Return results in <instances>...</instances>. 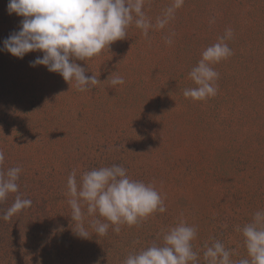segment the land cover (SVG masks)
I'll return each mask as SVG.
<instances>
[{
  "label": "rangeland",
  "instance_id": "rangeland-1",
  "mask_svg": "<svg viewBox=\"0 0 264 264\" xmlns=\"http://www.w3.org/2000/svg\"><path fill=\"white\" fill-rule=\"evenodd\" d=\"M174 3L145 0L144 11L155 24ZM7 4L0 0V49L22 20ZM226 29L233 54L212 65L216 95L184 97L194 86L189 72ZM38 56L0 50V170H22L19 192L0 202V216L17 194L32 201L0 218V264H123L180 221L197 228L192 245L200 264L212 239L234 261L246 257L236 229L264 210V0H183L147 37L130 26L127 38L77 61L101 81L85 92L43 65L30 66ZM114 75L124 84L112 86ZM112 165L151 184L166 211L120 225L118 233L110 226L104 236L89 227L104 218L85 215L89 238H81L67 178Z\"/></svg>",
  "mask_w": 264,
  "mask_h": 264
},
{
  "label": "clouds",
  "instance_id": "clouds-1",
  "mask_svg": "<svg viewBox=\"0 0 264 264\" xmlns=\"http://www.w3.org/2000/svg\"><path fill=\"white\" fill-rule=\"evenodd\" d=\"M182 3L183 0H175L153 24L145 14V0H8V13H15L22 20L19 30L3 41L0 50L21 59L38 51L42 56L31 61L30 66L43 65L48 71L59 73L64 81L74 82L78 91H89L101 81L88 75L77 61L92 58L109 49L113 42L127 38L132 25L141 29L145 37L153 27L163 29ZM231 36L232 30L226 29L216 43L203 50L201 59L189 72L194 86L184 89V97L204 100L216 95L219 73L212 65L233 54L225 42ZM166 42L172 43L171 38L166 37ZM110 84L122 85L124 79L114 75ZM4 161L5 153L0 150V165ZM21 171L18 166L0 170V202L19 192ZM67 189L71 219L76 222L74 232L81 238H89L85 215L104 218L106 222L93 219L89 223L96 234L104 236L110 226L118 233L120 225L131 226L154 212L166 211L160 193L151 184L129 178L127 169L120 165L85 171L79 180L74 170L67 178ZM82 204L86 205V213ZM31 205L30 199L17 194L0 218L9 220ZM236 230L243 236L246 257L234 261L232 250L212 239L204 244L205 264H264V210L256 211L250 222ZM196 236L195 226L180 221L164 233L161 242L130 253L123 264H200L192 245Z\"/></svg>",
  "mask_w": 264,
  "mask_h": 264
}]
</instances>
